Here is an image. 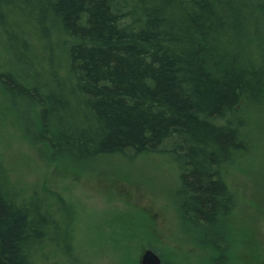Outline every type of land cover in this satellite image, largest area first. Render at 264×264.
Instances as JSON below:
<instances>
[{
  "label": "trees",
  "instance_id": "16d2710c",
  "mask_svg": "<svg viewBox=\"0 0 264 264\" xmlns=\"http://www.w3.org/2000/svg\"><path fill=\"white\" fill-rule=\"evenodd\" d=\"M237 2L0 0L13 65L0 72L2 95L23 119L29 107L42 129L31 135L54 160H170L181 212L222 245L235 203L226 171L248 152L245 114L264 97V69L226 48L236 54L235 37L257 30ZM23 197L0 172V264H40L46 244L69 238L66 204Z\"/></svg>",
  "mask_w": 264,
  "mask_h": 264
},
{
  "label": "rangeland",
  "instance_id": "374dc122",
  "mask_svg": "<svg viewBox=\"0 0 264 264\" xmlns=\"http://www.w3.org/2000/svg\"><path fill=\"white\" fill-rule=\"evenodd\" d=\"M235 8L247 17L252 12L257 30L254 35L247 28L248 34L235 37L236 54L231 45L227 51L244 68L264 69L259 52H264L260 14L264 0H238ZM11 61L0 33V72L13 70ZM2 93L0 88L1 174L23 198L39 196L44 203L48 194L66 204L59 212L67 220L61 229L69 238L59 247L46 244V261L40 264H141L147 249L156 252L162 264H208L216 259L226 264H264V97H255L249 115L245 114L248 152L226 171L234 210L224 222V244L215 245L181 212V181L170 160L161 156L133 160L101 156L82 164L54 160L31 135L42 131L37 117L21 103L29 114L23 119Z\"/></svg>",
  "mask_w": 264,
  "mask_h": 264
},
{
  "label": "water",
  "instance_id": "95a60500",
  "mask_svg": "<svg viewBox=\"0 0 264 264\" xmlns=\"http://www.w3.org/2000/svg\"><path fill=\"white\" fill-rule=\"evenodd\" d=\"M141 264H162V260L152 249H147L142 255Z\"/></svg>",
  "mask_w": 264,
  "mask_h": 264
}]
</instances>
